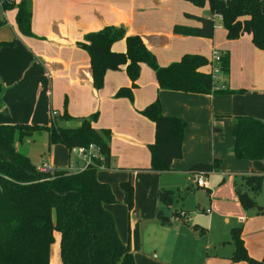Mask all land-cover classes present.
Wrapping results in <instances>:
<instances>
[{"label":"crops","instance_id":"obj_1","mask_svg":"<svg viewBox=\"0 0 264 264\" xmlns=\"http://www.w3.org/2000/svg\"><path fill=\"white\" fill-rule=\"evenodd\" d=\"M27 1L31 9L32 35H23L14 28L13 38L8 35L0 39L12 40L11 45L0 46V123L46 125L51 119V110L57 111L58 116L65 110L73 118L58 121V125L76 127L82 117L97 113L92 126L108 128L111 136L108 166L99 168L96 178L107 183L113 193L116 202L105 204V209L113 216L120 240L128 243L135 264H248L230 259L233 244L226 243L227 236L222 230L216 234L213 250L208 253L210 244L201 249L187 234H184V241L179 240L178 224H187L189 212L183 202L178 207L167 206L168 212L159 207L162 203L157 197L160 189L179 190L173 202L177 201L193 186L189 167L219 158V171L208 173L218 174L213 181L214 187L209 179L203 187L209 198V208L204 210L209 215L205 225L210 229L213 208L215 216L223 218L229 235L231 228L241 227L248 255L260 260L264 254V158H235L231 125L235 116H250L264 122V50L256 48L247 33L237 39H227L217 18H214L217 27L214 25L211 38L175 33L173 27L176 25L196 27L200 26L198 17L212 16L209 6L203 5L201 10L194 4L191 7L188 0ZM15 11L12 10L13 18ZM13 24L17 28L15 18ZM106 25L123 27L126 34H137L159 65L177 61L184 53L200 54L209 60L214 49L221 54L228 52L229 72L216 84L242 92L213 95L160 89L153 70L144 63L140 64L131 99L115 96L120 87L131 86L124 67L108 70L103 86L95 89L89 57L77 42L82 41L86 33ZM218 28L221 34L217 38ZM111 48L124 52V40L114 42ZM203 71L209 73L210 65L207 64ZM155 99L164 115L177 116L187 123L181 157L173 159L166 172L145 169L150 163L148 146L154 141V123L139 110ZM78 103H83L81 109L74 107ZM46 146L48 158L35 166L46 163L50 170L80 166L73 158L69 163L66 160L65 166L54 168L51 152L57 146L48 147L47 138ZM252 173L262 175V187L254 196L255 208L247 210L237 198L234 183L240 181L242 175ZM219 177L221 185L217 184ZM125 180L133 187L128 220L120 188ZM223 204L232 205L234 213L230 216L222 213ZM180 209L186 211V218L172 219L173 211ZM207 209L210 212H206ZM157 211L170 218L168 224L160 222ZM230 217L237 224L230 223ZM190 227L195 235L204 231L196 222ZM204 251L207 254L202 258ZM49 264H62L57 232L50 246Z\"/></svg>","mask_w":264,"mask_h":264},{"label":"trees","instance_id":"obj_2","mask_svg":"<svg viewBox=\"0 0 264 264\" xmlns=\"http://www.w3.org/2000/svg\"><path fill=\"white\" fill-rule=\"evenodd\" d=\"M195 6L207 1L211 14L221 16V25L226 38L237 39L244 33L250 35L253 45L264 50V0H188ZM3 10L15 9V24L18 31L30 36L31 9L27 0L15 3L2 0ZM200 26L176 25L178 34L211 38L214 21L198 17ZM4 20L0 16V24ZM124 40L125 51L112 50L114 42ZM12 40H1L0 46L11 45ZM89 57L92 85L103 86L108 70L125 68L131 81L130 87H120L116 97L132 98V88L139 77L140 64L149 66L155 75L158 88L189 93L230 94L242 90L213 89L209 73L203 71L208 64L206 57L196 53H184L177 61L159 65L155 55L145 46L137 34H126L123 27L106 25L91 31L77 42ZM221 74L229 72V54L220 57ZM1 90V83H0ZM139 113L154 123V141L149 144L150 163L145 169L166 172L173 159L181 157V145L187 123L177 116L164 115L158 99L139 110ZM73 118L64 110L60 116L51 117L49 124L0 123V264H49V250L54 233L59 234V257L62 264H135L128 243L120 240L112 214L105 204L115 203L107 183L96 178L100 167H107L110 159L108 128L96 129L92 124L97 113L80 119L76 127L58 125V121ZM45 133L47 145L61 144L70 149L75 146L94 144L98 154L84 169H51L38 171L28 155L21 151V144L33 136ZM231 133L234 139L233 155L237 159L261 160L264 158V122L250 116H235ZM219 158L207 163H194L191 173L207 176L218 172ZM262 175H242L234 183L237 198L244 209L255 208L254 196L261 191ZM123 201L130 210L133 205V187L129 180L122 181ZM179 190L160 189L157 197L165 206H170ZM162 224L169 217L157 211ZM172 219L183 220L186 211H173ZM241 227L230 229L233 250L230 259L234 262L264 264L251 258L241 237ZM171 264V263H167Z\"/></svg>","mask_w":264,"mask_h":264},{"label":"rangeland","instance_id":"obj_3","mask_svg":"<svg viewBox=\"0 0 264 264\" xmlns=\"http://www.w3.org/2000/svg\"><path fill=\"white\" fill-rule=\"evenodd\" d=\"M203 5L208 7L207 1H205ZM203 5L195 6V8H199L202 10ZM190 6L192 7L193 4H191ZM12 10L13 9L3 10L0 5V16L4 20V22L0 24V39L7 38L6 36L8 35H11L12 37L14 35L13 29L14 28L17 29L16 27H13L14 18H13ZM214 25L216 26V23ZM216 33H217L216 37L218 38L219 35L221 34L220 28H218ZM223 78H226V76L225 75L220 76L217 82H221ZM74 107L76 109H81L83 107V103H78ZM50 115H51V111H50ZM46 138L47 137L45 133H40V134L33 136L29 140L24 141L21 144V147H20L21 151L25 153L27 152L31 162L34 165H37L41 160H45L48 158V148L46 146ZM51 146L52 147L57 146L56 148H54V152H51V155L54 156V160L52 164L54 168L65 166L66 160H68V163L73 161V157L71 154H69L68 149L64 148L65 149L64 150L61 144L60 145L53 144ZM216 176H218V174L216 173L208 174L207 176L203 175V179L206 181V184L209 183L210 181V185L213 188L214 187L213 181ZM220 179L221 178L219 177V180L217 183L218 185L222 184L220 182ZM203 189L204 188L202 187H195L194 185L191 186V190L188 192L187 195H182V198H177L178 200L177 201L175 200L169 207L170 208L178 207L183 202L184 207L189 210L188 215H187L188 221H187V224H182V223L181 225L178 224V227H179L177 230L178 235H179L178 239L184 241L185 240L184 234H187L191 237V239H193V241L197 243V245H200L201 249H203V246H205L206 244H210L209 249L207 250V253H208L213 250L212 242L215 241L216 234H220L221 232L220 230H222V232H224V234H226L227 236L226 243H230V239H229L230 235H229V231L225 230L226 225L224 223L223 218L215 216L213 208H211V214H210L211 219H212L210 221V229L205 225V221L207 220V217L209 215L204 213V210L206 208H209V203H208L209 198H208V195L205 194ZM122 205L124 206L126 218L128 220L129 219L128 213L130 212V210H128L124 204ZM159 207L166 212H168L170 209L169 207L165 206L163 203H159ZM202 207L204 208L202 209ZM220 210L226 216H230L231 214L234 213L232 210V205L230 204H223ZM194 222H196L198 226H203L204 231L201 232L200 234H196V235L193 234L191 231L190 225L194 224ZM233 222L237 224L235 219L233 217H230V223H233ZM182 231H184V233H182ZM205 253L206 251L203 252L202 258L206 257Z\"/></svg>","mask_w":264,"mask_h":264},{"label":"built area","instance_id":"obj_4","mask_svg":"<svg viewBox=\"0 0 264 264\" xmlns=\"http://www.w3.org/2000/svg\"><path fill=\"white\" fill-rule=\"evenodd\" d=\"M13 1V0H12ZM2 4V0H0V5ZM211 19L217 18L219 21H221V16L219 14H212L210 17ZM220 57L221 53L214 49L211 51L210 59L208 60V64L210 65V71L209 75L211 76L214 86L213 89L223 88L219 85H217V81L219 80L221 76L220 71ZM57 111L51 110V117L57 115ZM69 154L72 155L74 158L75 163L79 162L80 166H78L76 169L72 165L69 166L68 170L71 171H78L84 169L87 165L92 163L93 158L98 154V148L94 144H89L87 146H75L70 149H68ZM38 171L46 172L49 169L46 163H42L38 166H36ZM101 168V167H100ZM192 185H195L196 187H206V181L203 179L202 174L194 173L192 176ZM206 212H210V209H207Z\"/></svg>","mask_w":264,"mask_h":264}]
</instances>
